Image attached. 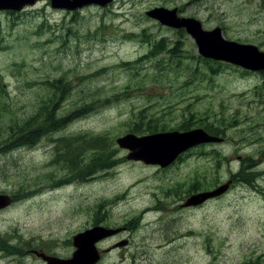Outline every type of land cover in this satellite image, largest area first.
Listing matches in <instances>:
<instances>
[{"label": "rangeland", "instance_id": "374dc122", "mask_svg": "<svg viewBox=\"0 0 264 264\" xmlns=\"http://www.w3.org/2000/svg\"><path fill=\"white\" fill-rule=\"evenodd\" d=\"M156 6L264 51V0H114L67 15L39 2L1 12L0 188L50 187L49 202L37 198L41 214L72 230L96 212L102 223L126 226L135 261L120 264H264V72L203 58L183 28L146 14ZM157 41L165 48L152 49ZM56 79L64 94L50 86ZM78 107L82 115L59 129L41 127L36 142L23 144L27 121L37 128L48 111L45 125ZM187 126L215 129L225 141L159 166L127 159L115 142ZM87 136L106 154L105 167L68 175L67 144ZM229 179L220 196L184 205Z\"/></svg>", "mask_w": 264, "mask_h": 264}, {"label": "flooded vegetation", "instance_id": "af4514ba", "mask_svg": "<svg viewBox=\"0 0 264 264\" xmlns=\"http://www.w3.org/2000/svg\"><path fill=\"white\" fill-rule=\"evenodd\" d=\"M113 1L114 0L111 2ZM39 2H43L44 5L48 6L53 11H60L65 15L71 12H79V10L88 5H78L79 3L76 0H37L35 4ZM71 6L74 7L68 8ZM156 7L170 9L164 6ZM173 9L177 11L176 7H173ZM7 11L12 12L7 8H0V13ZM53 114V112H47L50 121ZM46 122V120H41L37 125L40 124L43 126H39L35 129L39 131L41 127L47 126L49 130H51L50 125L54 123L49 122L45 125ZM43 131L45 132V129ZM206 131L212 136L221 138V141L211 142L208 145L223 143L225 141L224 133L211 128H208ZM212 149L214 150V147H212ZM188 152L189 151H186L181 154L175 162L179 161L182 156L188 154ZM172 163H174V161L169 164L171 165ZM70 169L71 168L67 169L69 171L68 175L72 174ZM54 172L55 171L52 170L46 174L54 176ZM239 173H241V171ZM234 174H238V171ZM234 174H232V176ZM78 175L82 176V171H80ZM78 175L76 180H81L82 177ZM46 179V185H50L49 176H47ZM51 183H55V180ZM232 183V179H229L226 183L227 187ZM49 190L50 187H44V185L40 184L33 186L31 189H25L23 186L18 187L15 190L17 192L14 191V193L7 192L3 188H0V195L8 196L6 204L0 207V264H67L78 250V247L75 246V242L77 245L78 242H80L82 248L91 249V251L87 250L86 252L85 256L88 261L85 264H120L121 257L123 259L127 257L131 258L129 259L130 262L131 260L135 261V259L132 258L133 255L128 252V249L132 245V239L131 236L124 234L125 229H127L126 226H116L117 224L114 225L112 222L107 224L102 223L100 215L97 214V212L94 218H91V224H85L83 227L76 230H72L68 227V221L64 220L62 223L56 224V221H54L51 215L48 214L43 216L41 214L42 211L39 209L37 198L43 199L47 197L49 202L51 193ZM54 190L55 186L53 184L51 191ZM188 198H186L185 201H187ZM83 204L84 206L86 205L85 203ZM44 205L47 206L48 203L45 202ZM181 205H183V203ZM46 211L49 212L48 209ZM80 211H82L81 208ZM10 212H17V215H12ZM103 216H105V214ZM13 217L15 219L14 221L12 220ZM94 227H99V230L95 233L87 231ZM114 256L115 259L109 261L113 259Z\"/></svg>", "mask_w": 264, "mask_h": 264}, {"label": "water", "instance_id": "95a60500", "mask_svg": "<svg viewBox=\"0 0 264 264\" xmlns=\"http://www.w3.org/2000/svg\"><path fill=\"white\" fill-rule=\"evenodd\" d=\"M34 1L35 0H0V8L19 10L25 4H33ZM76 1L79 3L78 5L93 3L104 6L111 0ZM73 7L71 6L68 8ZM147 15L159 19L161 23L169 26L184 27L194 38L199 53L205 57L226 60L252 70L264 69V52L259 51L257 47L252 44H243L225 39L219 27L205 30L196 19L178 18L176 16V9L167 10L164 8H155L148 11ZM217 140L218 138L209 136L202 129H193L182 132L178 130L161 131L142 136L130 133L118 137L116 143L119 147L129 150L127 159L143 160L146 163H158L160 165L164 163L165 165V163L172 161L186 148L201 142ZM226 188L227 185L225 184L218 186L212 191L197 193L191 196L184 205L199 204L209 197L221 194ZM7 201V196L0 195V207L6 204ZM94 228L87 231L95 233L99 230V227ZM75 246L78 247V250L67 264L87 263L88 260H86L85 255L87 250L91 251V249L82 248L80 242H78V245L75 242Z\"/></svg>", "mask_w": 264, "mask_h": 264}, {"label": "trees", "instance_id": "16d2710c", "mask_svg": "<svg viewBox=\"0 0 264 264\" xmlns=\"http://www.w3.org/2000/svg\"><path fill=\"white\" fill-rule=\"evenodd\" d=\"M159 46L162 47L160 50L165 48V46L162 45L161 41H157L152 49H156ZM64 85H65L64 83H61V79L53 80V83H50V86L55 88V93L59 92L61 94H64L65 90L67 89L66 85L65 86ZM86 106H90V105L88 104ZM76 115L77 116L82 115V110L80 107L74 109L72 112L67 114L65 117L57 119L53 125H50L51 130L59 129L60 127L66 124L67 119H73L76 117ZM33 121H34V118L27 121L23 128H19L21 131H23L28 125L30 127V128L28 127L30 129V132L27 134V138L23 139V144L34 143L38 140V138L36 137L38 130L35 129L33 125ZM47 121H49V118H47ZM188 127L189 126H187V128ZM181 129H186V128H181ZM148 131L154 132L155 130H148ZM93 139L94 137L87 136L86 143L85 142L81 143L80 139H78L77 143H76V140L75 141L72 140L74 147H71L69 144H67V148H68L67 152L70 154V157H68L67 159L68 163L66 165L71 166L74 172L78 169L84 168L87 175L89 174L92 175L93 173H96L95 170H101L103 167H105V165L102 164V161H105L107 156L105 153L99 154L100 148L94 145ZM78 144L80 145V148L78 152H76ZM14 145H17V143ZM80 152H82L83 155ZM85 154H87V160H85V163H83ZM76 156H78V160H76ZM78 166H82V167H78Z\"/></svg>", "mask_w": 264, "mask_h": 264}]
</instances>
